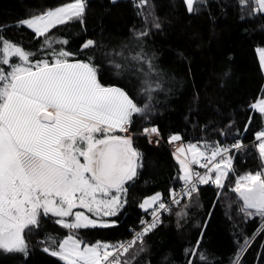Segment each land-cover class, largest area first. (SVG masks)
I'll return each mask as SVG.
<instances>
[{
  "label": "trees",
  "instance_id": "obj_1",
  "mask_svg": "<svg viewBox=\"0 0 264 264\" xmlns=\"http://www.w3.org/2000/svg\"><path fill=\"white\" fill-rule=\"evenodd\" d=\"M71 2L0 0V37L33 53V63L51 61L52 51L61 49L71 54L69 62L91 58L101 83L120 87L141 108L148 105L128 126L132 145L140 153L139 166L124 185L127 193L117 215L102 218L112 226L81 228L75 235L88 244H115L138 225L146 198L157 192L163 198L182 182L173 152L140 135L145 126L155 124L164 142L175 135L184 145L214 146L236 138L245 145L232 153L234 174H229L222 191L201 184L191 198L179 203L186 205L185 214L177 217L174 208L145 236V249L137 243L121 259L128 264H264V220L245 216L243 202L230 191L236 176L264 171L254 142L264 127V116L251 107L264 97V68L257 53L264 47V12L256 11L252 0L244 4L202 0L192 13L184 0H148L143 8H137L134 0H84L82 19L58 24L46 34L49 41H66L51 47L45 37H36L20 24ZM142 32L147 35L139 36ZM88 40L94 46L84 49ZM137 55L150 60L151 69L147 62L133 59ZM114 63L122 68L116 69ZM148 87L155 90L144 91ZM78 210L96 219L85 209H74ZM56 219L41 215L39 226L24 232L27 255L0 249V264H63L43 250L56 247L49 238L62 241L70 234Z\"/></svg>",
  "mask_w": 264,
  "mask_h": 264
},
{
  "label": "snow or ice",
  "instance_id": "obj_2",
  "mask_svg": "<svg viewBox=\"0 0 264 264\" xmlns=\"http://www.w3.org/2000/svg\"><path fill=\"white\" fill-rule=\"evenodd\" d=\"M134 2L137 8H143L148 0ZM198 2L202 0H184L189 13L196 11L194 4ZM252 2L256 11L264 12V0ZM84 8V0H73L20 24L36 37H45V44L51 47L52 43L66 41H49L46 34L50 29L74 18L82 19ZM155 26L158 28L159 24ZM93 46L94 41L88 40L83 48ZM258 53L264 68V49H258ZM32 55L0 37V249L27 255L24 232L38 227L43 215L56 217L55 223L70 230L62 241L49 238L55 248L43 249L63 264H128L121 258L138 242L143 250V237L159 223L157 209L153 210V221H142V231L127 243L88 244L75 232L112 226L102 218L117 215L123 206L127 193L124 185L136 175L140 157L130 135L113 133L127 132L133 116L143 114L148 105L141 108L120 87L101 83L91 58L88 62H69L71 54L61 49L52 51L51 61L33 63ZM12 58L17 62L12 63ZM133 59L147 62L151 69V61L145 57L137 55ZM114 67L119 70L122 65L114 63ZM154 90L144 89L149 93ZM251 107L264 116V99ZM143 132L159 134L154 127L144 128ZM179 140L174 135L169 143ZM256 140L264 163V131L256 134ZM242 147L239 142L223 148L219 144H189L186 150L178 147L174 155L180 165L179 179L184 183L181 194L191 198L198 184L211 183L223 189L229 174H234L233 159L228 153ZM181 155L184 159H180ZM191 165H199L205 171H194ZM231 191L243 201L241 211L245 216L258 215L264 220V171L238 176ZM175 197L176 194L173 203L178 204ZM159 200L157 194L140 206L147 210ZM74 209H85L96 219ZM158 209L168 210L162 202ZM69 217L71 222L66 219Z\"/></svg>",
  "mask_w": 264,
  "mask_h": 264
},
{
  "label": "built area",
  "instance_id": "obj_3",
  "mask_svg": "<svg viewBox=\"0 0 264 264\" xmlns=\"http://www.w3.org/2000/svg\"><path fill=\"white\" fill-rule=\"evenodd\" d=\"M153 127L156 128V129L158 130V133H159L158 135H157V134H148V135H145V134H144V132H143L144 128H153ZM144 128L142 129V132L140 133V135L143 136V137H145V138L149 141V143H151V145H153V146H155V147H160L162 144H165V145H166V146H167L172 152H174L175 147H174V145H173L172 143H169V140H170V139H169L167 142H164V141H163V139H162V135H161V131H160L158 125H155V124H154V125H149V126L144 127ZM261 131H264V127L261 128L258 132H261ZM258 132H257V133H258ZM257 133H256V134H257ZM236 142L241 143L243 146L245 145L244 141H243L241 138H236L235 140L230 141V142H227V143H216L215 145L219 144V145L223 148V147H225V146L230 147L232 144H234V143H236ZM254 142H255L257 145H258V143H259V141L256 140V135H255ZM189 144H195V145H197V146H202V145H200V144H198V143L190 142V143L186 144V146H185V150L187 149V146H188ZM235 151H236V149H231V151L228 153V155L231 156L232 153H234ZM188 156L191 157V154H188ZM191 167H192V169H193L194 171H198V172H200V173H203V172L205 171V169H204V168H201L199 165H194V167H193V166H191ZM199 186H200V184L197 185V188H198ZM183 188H184V183L181 182L177 187H175L174 189H172V190L169 192L168 195H166V196H164L163 198H161V199L157 202V204H155V205H154L153 207H151L150 209L144 211V214H143L142 217L140 218V220H139V222H138V225H137L136 227H131V228H130V234H129V236L126 237L125 239H123V240H121V241L115 243V244H118V243H127V242L131 241V240L134 238V236L136 235L137 232L142 231V229H143V227L145 226V224L151 223V222L153 221V215H152V213H153V210H154V209H157V210H158L159 223L157 224V226L160 225V224L162 223L164 217H165L167 214H169L174 208H176V207L179 205V203H180L183 199H185V198L187 197V196H184V195L181 194ZM174 194H176V197H175V198H176L177 200H179V203H178V204H174V203H173V195H174ZM160 202L164 203V204L167 206V209H168V210L158 209V205H159ZM142 221H144L145 224H142V223H141ZM157 226H156V227H157ZM156 227H155V228H156ZM155 228H154V229H155ZM152 230H153V229H152ZM152 230H151V231H152ZM151 231H150V232H151ZM150 232H148V233H150ZM148 233H147V234H148ZM147 234H146V235H147ZM146 235H145V236H146ZM145 236L143 237V239L145 238ZM138 243H139V242H138ZM115 244H113V245H115Z\"/></svg>",
  "mask_w": 264,
  "mask_h": 264
},
{
  "label": "rangeland",
  "instance_id": "obj_4",
  "mask_svg": "<svg viewBox=\"0 0 264 264\" xmlns=\"http://www.w3.org/2000/svg\"><path fill=\"white\" fill-rule=\"evenodd\" d=\"M72 3V2H71ZM196 4V3H195ZM195 4H194V6H195ZM66 5V4H65ZM62 6H64V5H62ZM62 6H60V7H62ZM59 8V7H58ZM55 9H57V8H54V9H51V10H55ZM48 11H50V10H47L46 12H48ZM45 12V13H46ZM43 14V13H42ZM41 15V14H40ZM258 49H264V47H261V48H258ZM257 53H258V50H257ZM258 57H259V60H260V55H259V53H258ZM261 99H264V97L263 98H261ZM261 99H259V100H261ZM258 100V101H259ZM258 101H256L255 103H257ZM254 103V104H255ZM258 112V111H257ZM145 127H147V126H145ZM117 132H119V131H117ZM119 133H121L122 135H125V136H128V135H131L132 136V134H131V132L129 131V129H128V131L127 132H119ZM173 145H174V147H175V150H174V152H173V155H174V153H176V150H177V148L178 147H184V144L182 143V141H181V139L179 140V141H175V142H173L172 143ZM185 148V147H184ZM174 157H175V159L177 160V156L176 155H174ZM180 159H184V156L183 155H181L180 156ZM188 159L190 160L191 159V157L190 156H188ZM179 164V163H178ZM191 166H193L194 167V165H191ZM179 167H180V165H179ZM246 173H252V174H255L256 172H245V173H243V174H241V175H238V176H243V175H245ZM213 175H214V173H213ZM238 176H236L235 177V180H234V185H233V187L235 186V182H236V179H237V177ZM229 178V177H228ZM227 181V180H226ZM226 181H225V183H226ZM209 184H211V183H209ZM201 185V184H200ZM213 185V184H212ZM215 186V185H214ZM225 187H226V184H225ZM224 187V188H225ZM223 188V189H224ZM232 188V187H231ZM231 188H230V191H231ZM223 189H219V191H222ZM220 193H222V192H220ZM157 194H159V196H160V198H161V194L160 193H155V194H153L152 196H150V197H153V196H156ZM150 197H148V198H146V199H149ZM145 199V200H146ZM144 200V201H145ZM188 201V200H187ZM186 201V202H187ZM143 203V202H142ZM231 204H232V200H231V197L227 200V206L228 207H230L231 206ZM185 204H183L182 206H177L176 207V211H177V217H178V215H183V214H185V209H187L186 208V205L184 206ZM78 211H82V210H78ZM82 212H84V211H82ZM86 215H88L87 213H85ZM89 216V215H88ZM90 218H92L91 216H89ZM176 217V218H177ZM69 222H71V220H72V217L70 218V219H68V218H66ZM92 219H95V218H92ZM103 221H105V222H107V223H109L110 225L112 224V222H110V221H108V220H103ZM264 225V224H263ZM65 239V238H64ZM142 248L143 249H145V247L144 246H142ZM138 252V251H137ZM130 264H132V263H130Z\"/></svg>",
  "mask_w": 264,
  "mask_h": 264
},
{
  "label": "crops",
  "instance_id": "obj_5",
  "mask_svg": "<svg viewBox=\"0 0 264 264\" xmlns=\"http://www.w3.org/2000/svg\"><path fill=\"white\" fill-rule=\"evenodd\" d=\"M143 202H144V201H143ZM152 206H153V205H152ZM152 206H151V207H152ZM151 207H149V208H147V209H150ZM142 210H145V209H144V208H142Z\"/></svg>",
  "mask_w": 264,
  "mask_h": 264
},
{
  "label": "water",
  "instance_id": "obj_6",
  "mask_svg": "<svg viewBox=\"0 0 264 264\" xmlns=\"http://www.w3.org/2000/svg\"><path fill=\"white\" fill-rule=\"evenodd\" d=\"M243 202V201H242Z\"/></svg>",
  "mask_w": 264,
  "mask_h": 264
}]
</instances>
